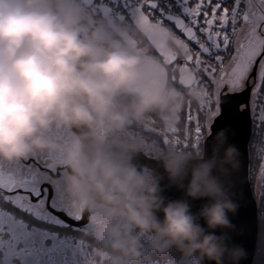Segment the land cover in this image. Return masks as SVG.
<instances>
[{
    "label": "clouds",
    "instance_id": "9594fccd",
    "mask_svg": "<svg viewBox=\"0 0 264 264\" xmlns=\"http://www.w3.org/2000/svg\"><path fill=\"white\" fill-rule=\"evenodd\" d=\"M70 13L59 14L47 0H0V158L14 159L48 146L43 134L52 123L119 128L129 110L139 118L152 110L179 107L177 94L151 86L141 61L125 48L102 49L101 38L83 29ZM130 98L117 109L116 98ZM234 149L225 150V159ZM182 161L173 165V174ZM206 165L194 167L188 195L207 197L197 214L183 201L164 203L154 185L134 168L103 153L83 159L71 180L76 202L90 213L106 249L108 264H134L143 255L142 234L155 252L175 248L182 259L196 257L222 264L229 250L207 229L228 227L235 205L223 193ZM159 214V215H158Z\"/></svg>",
    "mask_w": 264,
    "mask_h": 264
},
{
    "label": "flooded vegetation",
    "instance_id": "af4514ba",
    "mask_svg": "<svg viewBox=\"0 0 264 264\" xmlns=\"http://www.w3.org/2000/svg\"><path fill=\"white\" fill-rule=\"evenodd\" d=\"M225 2L230 3L231 0ZM47 3L59 14H73L78 20L77 26L83 29L82 38L87 39L92 33H96L101 38L102 49L125 48L137 56L141 61L140 71L146 81L154 88L173 90L180 102L179 107L166 111H147L139 118L129 110L125 122L119 128L52 123L43 134L48 146L34 148L19 158H0V176L3 177L5 188L9 186L10 177L48 178L53 184L54 199L56 207L61 210V216L75 225L61 231L85 242L102 244V240L97 238V230L91 226L89 211L79 207L71 189L75 167L83 159L103 153L126 167L134 168L147 184L152 185L156 179L145 161H160L169 157L194 159L201 156L208 129L218 114L217 102L213 96L210 105L195 84H181V73L177 65L165 62L166 57L183 61L187 55L184 41L167 26L161 28L156 21L153 22L155 27H146L123 13L112 0H47ZM255 7L256 5H249V9ZM105 9L110 11L105 12ZM247 27L249 26L241 25L236 29L233 46L241 39V30L247 31ZM228 63L226 61L225 67ZM236 92L233 104L242 111L245 100L249 102L248 94L242 90V86ZM129 100L127 96H118L117 109L126 108ZM189 108L194 117L198 115V121L192 125L187 120ZM197 123L203 129L198 141L194 139ZM16 199L15 195L0 193V201L4 202L5 208L9 207V211H6L8 215L12 213L19 220L35 223L19 209V205L18 208H11L7 203L9 200L16 202ZM151 256V253L144 252L141 257Z\"/></svg>",
    "mask_w": 264,
    "mask_h": 264
},
{
    "label": "snow or ice",
    "instance_id": "6c2138e0",
    "mask_svg": "<svg viewBox=\"0 0 264 264\" xmlns=\"http://www.w3.org/2000/svg\"><path fill=\"white\" fill-rule=\"evenodd\" d=\"M121 11L140 24L152 28L153 22L167 26L185 44L186 57L178 61L166 57L169 65L176 64L181 73V84L201 89L205 100L211 103L215 97L218 114L208 129L211 136L217 127L232 133L236 141L237 110L233 101L236 89L247 92L249 102L242 111L248 112L253 127L264 129V0H112ZM249 5H256L249 9ZM110 9H105L109 12ZM241 25L249 26L241 30V39L233 46V34ZM192 53H195L193 55ZM228 66L225 67V63ZM251 81V84H249ZM215 90V91H213ZM219 101H224L219 103ZM189 125L198 121L191 108L187 113ZM203 129L197 123L194 139L199 140ZM198 146V145H194ZM41 171H44L41 169ZM257 182L254 185L257 200L255 224L252 228L253 240L248 243L237 241L245 248L248 259L245 264H264V217L258 215L264 205V157L258 158L255 169ZM51 176V173H49ZM247 177L242 188L240 207L236 220L232 223L241 233L248 231L247 224L239 223L247 198ZM16 196V202L7 201L11 208H18L30 216L35 223L21 221V227L12 229L15 236L8 240L10 246H23L31 257V264H68L66 252L71 242L63 228L75 227L71 220L62 217L56 207L54 188L48 178L10 177L9 186H3L0 176V193ZM166 195L175 197V191ZM195 206V205H194ZM0 210L8 211L2 204ZM5 229L0 227V245L4 244Z\"/></svg>",
    "mask_w": 264,
    "mask_h": 264
},
{
    "label": "water",
    "instance_id": "95a60500",
    "mask_svg": "<svg viewBox=\"0 0 264 264\" xmlns=\"http://www.w3.org/2000/svg\"><path fill=\"white\" fill-rule=\"evenodd\" d=\"M245 103H248L247 99ZM234 107L237 110L236 126L238 134L236 141H233L231 132H226L224 128L217 127L212 131L211 136L209 134L206 136L199 158L169 157L160 161H145L146 166L152 170L155 176L156 182L152 185L157 189L156 194L163 199L164 203L183 201L194 215L199 212L204 204L208 203V198H193L188 195L191 172L194 167L200 165H206L209 168L210 176L215 179V182L223 193L221 199L230 200L236 206L234 212L227 213L228 220L230 221L228 227H217L209 230L203 219L197 220L206 231H211L216 236L223 238L224 244L230 251L237 249L241 251V255L236 261H233L226 252L222 257V264H245L248 254L241 243L246 242L251 246L253 240L252 228L255 224L256 216V202L247 179L249 190L246 192L247 198L244 200V207L239 223L247 224L248 231L241 234L232 223L233 220H236L240 207L242 188L246 177L248 178L247 145L251 135V120L248 112L239 111L237 105H234ZM229 147L233 148L234 152L226 160L225 150ZM177 161L182 162L179 164L175 174H173V165ZM169 191H175L179 195L175 197L166 195ZM234 236L241 243L234 240ZM170 249L178 253L175 248ZM203 264H214V262L204 260Z\"/></svg>",
    "mask_w": 264,
    "mask_h": 264
},
{
    "label": "rangeland",
    "instance_id": "374dc122",
    "mask_svg": "<svg viewBox=\"0 0 264 264\" xmlns=\"http://www.w3.org/2000/svg\"><path fill=\"white\" fill-rule=\"evenodd\" d=\"M254 120H251V142L249 145V158H248V181L252 187L253 197L256 202L255 197V189L254 185L257 182L255 169L258 167V158L264 157V129L257 130L253 127ZM4 202L0 201V204ZM9 207H7L8 209ZM9 211V210H8ZM258 215L264 217V205L260 207ZM21 221H26L29 224L28 220H19L17 215H13L12 213L8 215L6 211L0 210V227H4L5 229V239L4 244L0 245V264H31L32 257L26 252L23 246H10L8 240L15 236V232H12V229L20 228ZM2 224V225H1ZM4 224V225H3ZM91 226L97 230L98 225L92 221ZM71 242V247L66 252V256L68 258V264H108V257L106 249L103 247V244L98 245L103 248V250L90 249L89 246L83 240H79L77 237L73 238V236H67ZM97 238H100L97 234ZM101 239V238H100ZM148 239L149 234H142L141 236V245L143 246V253H151L154 255L153 250L148 247ZM169 251H172L168 248ZM149 251V252H148ZM175 253V252H173ZM179 254V253H178ZM174 254L173 256H160L159 260H137L134 264H179V261H182L184 264H196V257L193 259L186 261V259H182L180 254ZM152 255V256H153ZM142 258V257H141ZM174 258V259H172ZM172 262V263H171ZM203 264V262H202Z\"/></svg>",
    "mask_w": 264,
    "mask_h": 264
},
{
    "label": "trees",
    "instance_id": "16d2710c",
    "mask_svg": "<svg viewBox=\"0 0 264 264\" xmlns=\"http://www.w3.org/2000/svg\"><path fill=\"white\" fill-rule=\"evenodd\" d=\"M251 140L252 139H251V135H250V138H249V141H248V145H247V148H248V158H249V145H250ZM248 168L250 169V167H248ZM248 177H249V174H248ZM250 187H251V185H250ZM251 189H252V187H251ZM86 245L89 246L90 249L97 250V248H98L99 250H103V248H101V247L98 246V245H100V243H96V242L90 241V243H86ZM152 253H154V255L152 254L153 256H151V257H142V259L140 258L139 260H149V259L159 260L160 256H162V255L163 256H173L174 254H178V253H173L172 251H169V249H164V250H162L160 252L153 251ZM193 257L186 259V261H188L190 259H193ZM172 259H174V258H172ZM179 264H184V263L182 261H179Z\"/></svg>",
    "mask_w": 264,
    "mask_h": 264
}]
</instances>
